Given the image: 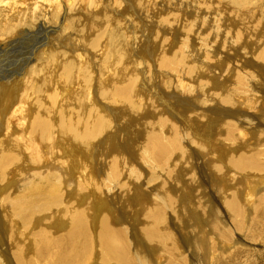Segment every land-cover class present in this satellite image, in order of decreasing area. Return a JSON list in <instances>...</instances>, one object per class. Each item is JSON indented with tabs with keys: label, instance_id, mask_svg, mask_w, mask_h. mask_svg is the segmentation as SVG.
I'll return each instance as SVG.
<instances>
[{
	"label": "bare ground",
	"instance_id": "bare-ground-1",
	"mask_svg": "<svg viewBox=\"0 0 264 264\" xmlns=\"http://www.w3.org/2000/svg\"><path fill=\"white\" fill-rule=\"evenodd\" d=\"M101 1L103 9L97 11L100 0H0V77L5 83L0 80V179L6 178L10 164L21 160L18 153L23 152L36 162L43 160L42 151H48V159L59 165L56 171L62 174L64 169L70 175L73 170L60 159L67 151L54 153L48 148L47 141L63 138L59 132L68 130L81 144L91 145L96 139L106 142L115 137V132H122V115L133 122L149 111L161 112L167 115H159L155 123L146 122L148 130L140 132L144 141L136 144L134 151V155H140V161L133 166L142 162L147 173H151L150 184L155 192H167L170 184H175L172 188L176 191L177 182L171 179L177 181V177L170 178L176 168L180 177L192 173L186 177L188 184L179 187L182 201L187 197L184 191L194 192L203 186L204 196L214 197L211 194L219 191L214 182L234 186L228 190L223 185L216 193L219 217L210 221L214 238L226 242L230 249L218 252L213 237L203 239L205 246L195 241L192 248L195 253H202L201 259L209 264H264V192L256 198H261L258 205L248 197L242 206L238 197L241 180L264 174V52L256 31L264 20V0H218L215 4L213 0ZM131 2L139 4L144 13L142 21H135L133 15L126 17ZM177 7L181 13L174 11ZM108 10L111 18L105 20V28L95 33L98 17L95 38L86 36L78 15L84 20L92 16L96 21V11ZM183 19L187 26L182 25ZM140 25H155V55L143 49L152 35L141 34ZM88 38L90 41L85 43ZM53 42L62 44L57 46L59 51L42 59L41 53ZM254 48L259 49L256 57L251 53ZM95 52L102 59L98 62L101 66L95 82L96 98L90 87L94 79L91 58ZM212 62L219 64L214 66ZM227 64H231L228 71ZM105 66L112 67L110 74H104ZM27 72L28 79L19 81ZM231 72H235L232 80ZM53 74L58 77L53 89L36 82ZM201 74L207 75L206 81L199 80ZM59 78L62 92L58 93ZM219 79L224 87L219 85ZM188 80L197 83V91ZM75 81L84 85V96L77 107H71L67 100L60 102L57 98L66 95L67 86ZM105 83L112 85L107 89ZM19 84L30 88H24L25 95L16 100L10 90ZM165 91L171 99H163ZM108 104L113 108L105 111L111 108ZM159 121L160 131H155L153 126ZM205 125L210 129L217 127L220 148L213 147L210 132L203 131ZM255 137L258 147L250 151L251 147L246 146ZM126 145L134 148L131 142ZM189 150L191 156L186 158ZM205 157L208 161L203 167L191 164ZM57 172L34 173L15 193L3 194L1 206L6 208L8 232L5 234L0 227V264H156L155 260H144L139 243L129 236L126 225L116 228L124 219L113 212L109 217L96 210L97 231L89 227L83 211L71 217L68 227L62 226L59 218L65 211L68 214L71 206L64 203L68 186ZM120 173L124 174L113 167L102 186L84 183L89 200L99 197L96 209L105 205L100 194L112 198L122 193L118 185ZM207 176L214 185L201 180ZM195 181L199 188L193 185ZM148 184V180L144 181V185ZM155 184L161 185L158 188ZM5 189L6 186H0V192ZM161 198L157 206L148 209L152 224L144 235L165 248L157 264H189L184 250L172 241L167 230L166 212L178 217L173 213L175 197L167 192ZM216 201L208 200L206 208ZM199 208L204 205H182V210L190 209L189 212ZM54 214L60 217L52 219ZM235 234L239 236L235 243L243 241L241 246L245 247L234 246ZM197 262V257L191 258V264Z\"/></svg>",
	"mask_w": 264,
	"mask_h": 264
},
{
	"label": "rangeland",
	"instance_id": "rangeland-1",
	"mask_svg": "<svg viewBox=\"0 0 264 264\" xmlns=\"http://www.w3.org/2000/svg\"><path fill=\"white\" fill-rule=\"evenodd\" d=\"M113 1V0H111ZM212 3H219L218 0H213ZM99 4L101 5L97 11H101L103 9V2L100 0ZM139 4H135L134 2L130 3V11L126 13V17L129 15L136 16L134 17L135 21H142V18L144 16V13L142 12L141 8H138ZM175 7V4H172V8ZM95 13V19L96 21H93V17L90 16L89 19H83L78 15V18L81 23V27L85 28L86 36L89 35V37L95 38V24L97 23L98 17H100L99 21V28L96 30L95 33H99L100 30H103L105 28V20L110 19V11H106L105 13L97 12ZM174 11L181 13L182 11L177 7ZM173 11V12H174ZM175 13V12H174ZM113 16L116 18L117 12L115 11L113 13ZM250 19V18H248ZM184 24L183 26H187V22L183 19ZM147 27L144 28L142 25H140L139 32L141 34L146 33L147 35L151 34L152 39L146 43L143 46V49L145 51H151L153 54H156V44L153 42V39H158L157 36H155L154 33V27ZM256 31L258 32V39L260 44V50L264 52V20L259 24V26L256 28ZM92 32V34H90ZM92 38V39H93ZM90 38H88L85 43L89 42ZM67 42H64L66 44ZM62 46V44L53 42L50 47H46L43 52L41 53L40 57L42 59L46 58V56H49V54H52L54 52L59 51L57 49V46ZM88 50L89 46L87 45ZM259 49L254 48V50L251 53H254V56L256 57L258 54ZM92 54V52H90ZM8 59L12 60L13 57H7ZM147 57H144V60H147ZM187 60V59H186ZM185 60V61H186ZM98 62H102V59L99 57V54L95 52V56L91 58V70L94 73V79L91 83L90 87L92 90V96L96 98L95 94V87L97 86L95 84L96 82V76L97 73L100 71L101 64ZM189 62V61H188ZM214 62V61H213ZM212 62V63H213ZM191 63V61L189 62ZM116 64L113 63L112 67H114ZM219 63L216 62V64L213 65L217 66ZM231 64H227L225 68L227 71L229 70ZM109 68V69H112ZM121 68V67H120ZM107 66L104 68V74H110ZM232 73V78L235 76V72ZM206 74H208V71H206ZM194 77H197V71L193 74ZM207 75H202L199 77V80L202 79L204 81L207 80ZM29 77V73L25 74L24 78H19V81H23V79L27 80ZM48 79H38L36 82L40 84L41 86L46 87V89H53L54 85L58 81V77L53 74L51 77L47 76ZM1 84H5L3 80L1 79ZM189 81V80H188ZM193 87L195 88V91H197V83L193 81H189ZM219 85L225 86L224 82H222L219 79ZM71 85L67 86V92L66 95H61L57 98L58 101L67 100L69 103L68 105H71V107H77L78 100L84 96V85L81 82H71ZM112 84L105 83V88L109 89ZM29 89V85H21L19 86H13L11 88V96H15L16 100L19 99L22 95H25V91L23 89ZM212 88V87H211ZM98 89V87H97ZM57 92H62V78H59V83L57 84ZM211 91H209L210 93ZM156 95V91L154 92ZM210 95V94H209ZM155 96V95H153ZM171 94L167 93L166 91L163 93V99H171ZM111 108H105L107 110H110L113 108L112 105L108 104ZM149 106H153L152 103L148 104ZM146 105V108L147 106ZM213 104L211 103V107ZM146 108L143 109L142 112L146 110ZM159 115L166 116L167 114H163L161 112L157 113L156 111H149L147 115L142 119H135L133 122L127 121L125 119V115H122L121 122L123 123V131L122 132H115L114 136L109 141H102L101 139H96L93 144L87 145L81 144L80 140L73 136V134L70 131L65 132H59V134H63V138L60 136V139H58L57 142L47 141L48 148L50 151L57 153L60 152L61 154L64 151H67L66 154L61 155L60 159L64 160V163L73 170V173L68 175L65 173L64 169L62 170V174L57 172L56 168L59 167V165H56L54 163V160L48 159V156L50 157V153L48 151H42V154L45 155L43 157V160L39 161H33L31 156L25 152L18 153L19 159H15L8 169V173L6 175V178L0 179V186H6V189L3 192H0V227L3 229V232L6 234L8 230L6 229V208L1 206V198L3 194L12 192L15 193L19 188L20 184H22L24 181L27 180V178H30L33 176L34 173H38L41 175L47 174V173H59L63 184L66 183L68 186V189L66 190L67 193L64 197V203L66 205L71 206L70 212L67 214L66 211L61 214L62 219L59 218L60 222L62 223V226L68 227L71 222V217L77 215L78 212L83 211L85 216L89 220V227L97 231L99 224L96 222L94 224V216L96 214V210L103 211L104 213L108 214L109 217H111L110 212H113L117 217L124 219L122 220L116 228H119L123 225L127 226V230H129V236L135 238V242L139 243L143 255L146 257L144 260L147 261V259H151L153 262L155 260L156 264L160 262L159 257L165 252V248L161 247L157 243V241H149L146 239L144 232L145 230H148L147 228L150 226V217L148 215V209L151 206H157L158 203L162 200L161 196L168 194L173 195L175 206L173 209V213L177 215V219L175 216L172 215L171 211L166 212L167 220H168V226L167 230L172 236V241H177L178 245H180V249L184 250V254L188 257V263L191 264V258H198L199 262L197 264H209V261H206L205 259L202 260L201 256L202 253L194 252V249L192 248V245L195 241L199 242V244L205 246L204 238L205 237H213L214 241L217 243L216 250L218 252L224 250L227 248V250L230 249L229 245L225 242L224 244L222 241L216 240L214 238V234L212 231L213 222L210 223V221H215L218 216V205L220 204V201H216V193L220 191L221 187L223 185H226L228 190H230L233 187L227 186L226 182H220L216 184V187H218L219 191L211 194L214 195V197H210V194H206L204 196L205 192V186L199 188L197 187V181L193 183V185L196 184L197 191L191 192V191H184L187 195V197L182 201L179 198V187H185V185L188 184L186 177L189 174L192 173H186L182 177H180V174L178 173V168L173 170L171 173V177H177V181L175 178L171 179L174 182H177L176 184V191L173 190L172 186H175V184H170L167 187V192L163 190V194L160 191H154V185L150 184V176L151 173H147V171L143 168L142 162L141 164H137L136 166H133L136 161H140V155L135 154V145L144 141V137L141 136L140 133L142 130H148V126L146 125V122H152L155 123L158 120ZM160 122H157L155 124L154 130L160 131ZM213 122V121H211ZM114 126V125H113ZM206 127V128H204ZM117 127H114V130ZM169 128V127H168ZM203 131L208 134L210 132V139L212 140V145L214 148H220L222 141L217 140V127L214 129H210L209 126L205 125L203 126ZM169 134H173L174 132L169 131ZM79 135V134H78ZM225 136V132L223 133ZM81 136L88 141L83 134ZM57 135H54V138H57ZM186 138V136H185ZM248 139V138H247ZM257 138L253 139L250 143V145L246 146L247 148L250 146V151H253L257 149L258 142ZM130 142L133 144L134 148L126 145V143ZM211 143V141L209 142ZM186 144V142H185ZM187 145V144H186ZM188 146V145H187ZM190 149V147H188ZM192 150V149H190ZM190 150L186 155H184L186 158H190L191 152ZM17 152V149H16ZM204 153H208L207 151ZM22 155V156H21ZM69 156L71 159L67 158ZM181 156V155H180ZM67 158V159H66ZM181 158V157H180ZM73 159V161H72ZM178 159V158H177ZM208 161L207 157L205 158H199L195 161L193 160L191 164L199 165L201 167L204 166V163ZM35 164V165H34ZM31 167V169H30ZM113 167H117V172H122L118 174L120 176L121 183H125L123 187H121V183H118L120 186V190L123 189L122 193H120L119 196L113 195L112 198H109L106 194H100V197L103 198V201L105 202V205L102 208L96 209L95 203L98 200V196L93 199L89 200L87 198L88 190L87 187L84 186V183H95L99 186H102L103 182L107 181L109 178V175L111 173V170ZM171 168H173L171 166ZM59 169V168H58ZM208 169V167H207ZM131 172V173H129ZM210 172V170H208ZM130 174L131 180L128 179L127 174ZM255 177V178H254ZM264 174H257L255 176H252L248 179L241 180L240 186V192H239V202L242 206H245V203L248 202L247 198L250 197L251 200L254 202V205H258L261 198L256 199L257 196L264 192V182L262 185V180H264ZM149 181V184L146 186L144 185V181ZM204 182H207L209 184H213L211 181V178L207 176L206 179L201 178ZM10 183V185L7 186V184ZM158 183V180L156 181ZM83 184V186H81ZM213 184V185H214ZM161 185V184H159ZM159 185L155 187L159 188ZM215 187L216 191L218 190ZM70 189V191H69ZM227 190V191H228ZM209 191V190H208ZM207 191V192H208ZM70 192V193H68ZM205 192V193H203ZM151 194V195H148ZM264 197V194H263ZM165 198V197H164ZM166 199V198H165ZM212 199L213 201H216L215 203L209 205L207 208V201ZM197 201V203H196ZM156 203V204H155ZM200 204L204 205V208H199L196 211L189 212L188 210H182V205H191V206H197L200 207ZM172 205V204H171ZM244 209V212L248 214V211ZM218 212H217V211ZM258 211V210H256ZM183 212V213H182ZM254 214V212H253ZM57 217H60L59 214H54V217L52 219H57ZM59 224V222H57ZM152 224V223H151ZM249 224V223H247ZM134 228V229H133ZM264 235V233L262 234ZM238 234L234 235V246H241L243 244V241H239L235 243V240L238 238ZM132 240V238H130ZM148 240V241H147ZM222 245L224 247H222ZM262 246L260 245L259 248ZM263 249L259 250L258 252L262 251ZM163 252V253H162ZM260 260V259H259ZM13 262V260H10Z\"/></svg>",
	"mask_w": 264,
	"mask_h": 264
}]
</instances>
